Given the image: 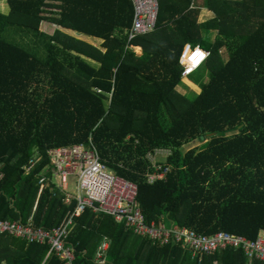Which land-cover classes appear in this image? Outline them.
<instances>
[{"label": "trees", "instance_id": "16d2710c", "mask_svg": "<svg viewBox=\"0 0 264 264\" xmlns=\"http://www.w3.org/2000/svg\"><path fill=\"white\" fill-rule=\"evenodd\" d=\"M159 1L156 29L130 40L133 0H0L9 9L0 11V219L66 226L77 201L67 203L40 177L52 148L93 140L106 164L137 185L147 223L264 236V0ZM45 21L57 26L52 35L40 29ZM12 26L39 34L47 57L15 42ZM209 31L217 32L214 41ZM189 44L210 51L195 71L208 81L193 97L177 90L195 73H182ZM197 138L209 139L183 150ZM157 148L172 151L171 172L149 184L146 155ZM38 155L43 159L26 175ZM72 220L66 241L80 264H96L104 238L105 264H263L250 263L243 249L194 256L174 240L153 244L89 208ZM0 264L66 262L48 243L0 234Z\"/></svg>", "mask_w": 264, "mask_h": 264}, {"label": "built area", "instance_id": "2783aa9c", "mask_svg": "<svg viewBox=\"0 0 264 264\" xmlns=\"http://www.w3.org/2000/svg\"><path fill=\"white\" fill-rule=\"evenodd\" d=\"M135 4V21L130 31V40L140 35L153 32L157 26L160 11L159 0H133ZM199 49L206 54L203 60L192 61L190 57ZM187 52V56H185ZM210 51L200 46L186 45L181 55L183 76L195 72L206 63ZM172 151L157 148L146 155L149 170L146 178L149 184L166 180L171 165L162 162L161 157H167ZM49 168L40 177V184L53 187L66 194V202L77 201L72 218L79 217L87 208L95 214H105L114 218L117 223H126L137 235L148 238L153 244L167 245L171 240L188 247L195 252L209 253L227 248L243 249L250 263L259 261L264 264V236L256 241L236 236L227 232L215 235H201L194 230L181 229L147 223L137 201L138 187L106 164L93 140L88 144H76L52 148L48 152ZM42 155L32 159L26 167V175L32 171L41 160ZM70 187L74 190L70 191ZM72 218L64 227L48 229L38 226L34 219L25 222L20 219H0V234L17 237L28 243H48L51 251H55L66 264L77 263L76 249L66 241L73 229ZM109 240L104 238L94 256L96 264H105L104 255L108 249Z\"/></svg>", "mask_w": 264, "mask_h": 264}, {"label": "rangeland", "instance_id": "374dc122", "mask_svg": "<svg viewBox=\"0 0 264 264\" xmlns=\"http://www.w3.org/2000/svg\"><path fill=\"white\" fill-rule=\"evenodd\" d=\"M2 1V0H1ZM231 1H238V0H231ZM6 3V1H5ZM7 4V3H6ZM7 10H9L7 8V6L5 8H0V11L4 14H7ZM51 12V11H50ZM49 15V13H48ZM52 16V15H49ZM202 19L200 18L199 21H201ZM57 28V26L49 21H45L42 23L40 29L44 32H48L51 35L53 33H55V29ZM59 28V27H58ZM62 31L68 32L69 34H72L76 37L82 38L84 40H87L88 42L95 44L96 46H101V44L103 43L102 39H98L97 37L91 36V35H87V34H77L74 31H71L69 29H65L63 27L59 28ZM25 30V29H24ZM22 29V27H17V26H12L8 28V32H10L11 36H13V40L19 44H24L25 46H28V48L31 51H34L35 53L37 52V54L42 57V58H46L47 54H48V48H47V42L44 41V39H41V36L39 34H36V32L31 31V30H26L24 31ZM136 51L141 54V50L135 48ZM224 56L226 58V60L229 59L228 55H227V51L224 49ZM209 78L208 74H200V73H194L188 77L183 78V82L182 84L177 88V90L183 94V95H187V96H191L193 97L196 93L198 94L200 91V84L201 82H207ZM209 138H197L194 141H191L190 143L186 144L183 147L184 151H188L189 149L196 147H203V145L206 144L207 140ZM162 162H166L167 157H161ZM74 188L70 187V191H73Z\"/></svg>", "mask_w": 264, "mask_h": 264}, {"label": "clouds", "instance_id": "9594fccd", "mask_svg": "<svg viewBox=\"0 0 264 264\" xmlns=\"http://www.w3.org/2000/svg\"><path fill=\"white\" fill-rule=\"evenodd\" d=\"M185 56H187V52H185ZM206 54L202 51H200L199 49L196 50V52L190 57V59L192 61H200L203 60L205 58Z\"/></svg>", "mask_w": 264, "mask_h": 264}, {"label": "crops", "instance_id": "0c3cea01", "mask_svg": "<svg viewBox=\"0 0 264 264\" xmlns=\"http://www.w3.org/2000/svg\"><path fill=\"white\" fill-rule=\"evenodd\" d=\"M207 36L210 38V41H214L216 36H217V32L216 31H209ZM135 48L140 49L141 52L143 53V48L142 47H135ZM109 245H110V241H109V244H108V248H109Z\"/></svg>", "mask_w": 264, "mask_h": 264}, {"label": "bare ground", "instance_id": "6f19581e", "mask_svg": "<svg viewBox=\"0 0 264 264\" xmlns=\"http://www.w3.org/2000/svg\"><path fill=\"white\" fill-rule=\"evenodd\" d=\"M140 50V49H139Z\"/></svg>", "mask_w": 264, "mask_h": 264}]
</instances>
